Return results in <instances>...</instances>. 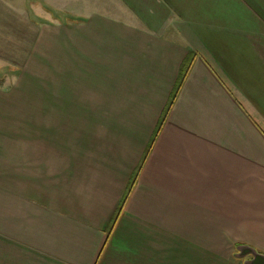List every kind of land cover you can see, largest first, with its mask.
I'll use <instances>...</instances> for the list:
<instances>
[{"label": "crops", "instance_id": "obj_1", "mask_svg": "<svg viewBox=\"0 0 264 264\" xmlns=\"http://www.w3.org/2000/svg\"><path fill=\"white\" fill-rule=\"evenodd\" d=\"M68 7L51 106L0 124V264L264 255V0Z\"/></svg>", "mask_w": 264, "mask_h": 264}, {"label": "rangeland", "instance_id": "obj_2", "mask_svg": "<svg viewBox=\"0 0 264 264\" xmlns=\"http://www.w3.org/2000/svg\"><path fill=\"white\" fill-rule=\"evenodd\" d=\"M71 1L76 3L78 0ZM69 2L70 0H0L1 126L2 119L13 126V123H19V117H29V113L46 111L51 106L46 98L49 96V67L54 65L60 68L65 62L66 59L61 54L62 29L78 24L79 16L66 11L77 10L68 7ZM66 62L71 63L70 57ZM59 80V86L55 87L52 96L62 101L63 94L66 95L67 92H63L65 88L60 86L62 79ZM59 106L54 101L55 111Z\"/></svg>", "mask_w": 264, "mask_h": 264}, {"label": "water", "instance_id": "obj_3", "mask_svg": "<svg viewBox=\"0 0 264 264\" xmlns=\"http://www.w3.org/2000/svg\"><path fill=\"white\" fill-rule=\"evenodd\" d=\"M238 251V258L244 259L248 256H252V258L247 260L245 264H264V255L259 253L255 249L247 246H241L238 248Z\"/></svg>", "mask_w": 264, "mask_h": 264}]
</instances>
